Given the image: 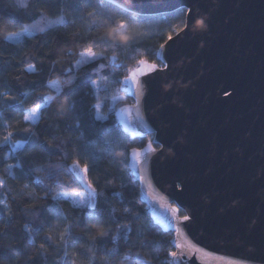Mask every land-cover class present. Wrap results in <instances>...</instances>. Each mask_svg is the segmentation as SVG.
<instances>
[{
  "label": "trees",
  "instance_id": "trees-1",
  "mask_svg": "<svg viewBox=\"0 0 264 264\" xmlns=\"http://www.w3.org/2000/svg\"><path fill=\"white\" fill-rule=\"evenodd\" d=\"M41 16L45 31L33 27ZM57 17L64 22L49 26ZM185 18L184 10L134 16L102 0H0V201L8 205L0 204V264H64L65 259L88 264L93 256V264H140L137 255L145 264L170 263L172 234L153 223L128 169L129 152L152 140H131L114 113L130 104L123 92L128 69L139 60L158 64L156 52L184 28ZM120 21L127 22L125 29ZM24 28L29 31L5 39ZM102 36L118 47H109ZM89 44L103 59L75 69ZM50 81H58L63 91L57 93ZM116 94L124 103L113 111L109 106ZM41 97L52 100L36 120H25L29 109L44 104ZM9 133L11 141L4 143ZM105 138L111 141L108 151ZM76 161L88 166L95 209L67 198L85 190L68 167ZM94 212L106 223L90 219ZM70 233L74 246L65 249L60 237L68 239ZM80 252L87 258L74 255Z\"/></svg>",
  "mask_w": 264,
  "mask_h": 264
},
{
  "label": "water",
  "instance_id": "water-1",
  "mask_svg": "<svg viewBox=\"0 0 264 264\" xmlns=\"http://www.w3.org/2000/svg\"><path fill=\"white\" fill-rule=\"evenodd\" d=\"M102 1L139 17L186 12L133 85L139 104L124 80L130 104L114 113L131 140L152 137L155 151L136 164L131 150L128 169L172 234L169 264H264V0Z\"/></svg>",
  "mask_w": 264,
  "mask_h": 264
},
{
  "label": "snow or ice",
  "instance_id": "snow-or-ice-1",
  "mask_svg": "<svg viewBox=\"0 0 264 264\" xmlns=\"http://www.w3.org/2000/svg\"><path fill=\"white\" fill-rule=\"evenodd\" d=\"M23 7H27V5H22ZM89 16H93V13H89ZM46 18L44 16L40 17V20L37 22V24L33 25V27L38 28L39 31H45V29L43 27H40V24H43L45 22ZM63 17H57V19L55 21H51L49 20V26H51L52 24H56V23H63ZM119 28L120 29H125L127 26V22L126 21H120L119 22ZM29 31L28 28H24L23 29V33H17V32H13V33H9V35L7 37H5V39H12L13 37H20L21 35H23L24 33H27ZM101 41L109 44V47H118V45L115 44H111L108 42L106 36H102L100 37ZM169 40H172V37L169 36L168 37ZM161 48L164 47V45L160 46ZM103 53H97L96 51L93 50V45L89 44L87 47H85L82 51H80L79 53V59L76 61L77 65H82V64H93L96 63L98 61H100L101 59H103ZM137 64L139 65V67L136 68H129L128 72L130 73L129 76H126L125 79V83L129 86V90L133 92V95L136 97V104H139V94L137 93L136 89L133 87L134 84H140L141 85V90H142V83L138 80V77L142 76L145 74V69H147L148 71H153L155 70L156 66L154 64H149L146 60H139L137 61ZM32 67V66H30ZM101 67H103V65H101ZM57 91V93H61L63 91L62 86L60 85V83L58 81H50L49 82ZM67 83L71 84L72 81L69 80ZM97 88H99V84L97 83ZM41 99L44 101V104H36V106L34 108L29 109L28 114H26L24 116L25 120H36L38 118L39 112L41 110L42 107L47 106L52 98L51 97H41ZM113 100H119L121 99L120 97H112ZM94 107L99 110L100 108V104L97 103L96 105H94ZM135 107V106H134ZM126 111L125 109H121V112ZM101 118V117H98ZM23 131L25 132H30V129H23ZM12 138V134L9 133L5 138H4V143H9L11 141ZM31 139V137H26V140ZM104 143H105V151H108L111 147V141L108 138L104 139ZM155 151V149L152 148V142L149 141L147 148H140V149H132L131 152V158L132 160L136 163L139 164L141 163L140 157L144 156L145 159L147 158L146 153L147 152H152ZM127 159V158H126ZM13 166L9 165V170H11ZM69 170L70 172L74 175V177L84 183L85 182V177L89 171L88 166L84 165L83 167L80 166L79 161L74 162L73 164L69 165ZM137 175H139V172H137ZM141 179H143V177H140ZM3 186V181H0V187ZM65 194L61 193L58 194V196H64ZM96 197H97V193H96V189L92 187L91 181H87L85 184V193L81 194L80 192H76L74 194L73 197H67L69 199L73 200V203L78 206V207H87V208H91V209H95L97 207L96 204ZM53 199H57V197H53ZM0 204H3L4 208L7 209L8 205L5 201H0ZM125 211L127 212L128 210L125 209ZM174 212L179 211V209H173ZM99 213H91L90 214V219H96L97 223L99 224H104L106 223L105 221L99 219ZM182 221H189L190 217L185 215L183 217L180 218ZM171 223V222H170ZM172 227H175V225H172ZM107 231L111 232L112 229H107ZM177 231H180L179 229H177ZM70 232V230H69ZM104 232L100 233V236H103ZM73 236H75V234H71L69 235L68 239H65L64 235H61L60 237V241L63 243L65 249H67V247L70 246H74V244H69V240H71L73 238ZM47 239L51 240V236L48 235ZM96 237H93V240H95ZM113 239H115V237H113ZM175 244V241L173 242ZM176 247H181V245L179 244H175ZM41 248H44V245H40ZM198 252L199 251H203V249L197 248L196 249ZM105 251H108L107 249H105ZM112 254H115L114 252ZM41 256L43 254H40ZM74 255H83L85 256V258H87V253L86 252H80V253H76ZM171 256L176 257V252H172L170 253ZM68 256L67 251L65 250V257ZM132 257L129 256H125L124 259H131ZM105 261H107V256L104 258ZM137 260H139L140 264H145V261L139 257L137 255L136 257ZM221 259H225L223 257H221ZM95 260V256H93V258L91 260L88 261V264H93ZM64 264H77V261L75 259H65L64 260ZM172 264H179L178 261L173 260ZM226 264H248V261H244V260H240V259H235V258H227L226 259Z\"/></svg>",
  "mask_w": 264,
  "mask_h": 264
},
{
  "label": "rangeland",
  "instance_id": "rangeland-1",
  "mask_svg": "<svg viewBox=\"0 0 264 264\" xmlns=\"http://www.w3.org/2000/svg\"><path fill=\"white\" fill-rule=\"evenodd\" d=\"M82 65H84V64H82ZM82 65H77V63L75 64V69L76 68H78V67H80V66H82ZM52 86V85H51ZM53 87V86H52ZM125 87V86H124ZM123 87V88H124ZM54 88V87H53ZM55 89V88H54ZM114 97H120L121 99H119V100H111V103H110V110H115V108L119 105V104H122V103H124L123 102V98H122V96H120V95H118V94H116ZM117 108H119V107H117ZM99 117H101V116H99ZM102 118V117H101ZM100 118V119H101ZM86 182H87V180H86V177H85V182L83 183L84 184V186H85V184H86ZM81 194H84L85 193V190L84 191H82V192H80ZM74 196V194L73 195H70L69 197H73ZM71 201L73 202V200L71 199Z\"/></svg>",
  "mask_w": 264,
  "mask_h": 264
},
{
  "label": "flooded vegetation",
  "instance_id": "flooded-vegetation-1",
  "mask_svg": "<svg viewBox=\"0 0 264 264\" xmlns=\"http://www.w3.org/2000/svg\"><path fill=\"white\" fill-rule=\"evenodd\" d=\"M149 138H150V140H152V137H150V136H148ZM148 137H146L145 139H147ZM145 139H143V140H145ZM149 143V142H148ZM156 149H157V147H156Z\"/></svg>",
  "mask_w": 264,
  "mask_h": 264
}]
</instances>
